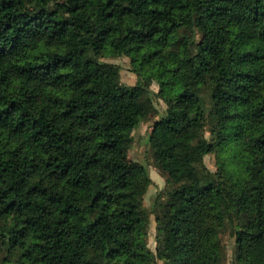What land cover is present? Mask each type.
<instances>
[{
    "label": "trees",
    "instance_id": "obj_1",
    "mask_svg": "<svg viewBox=\"0 0 264 264\" xmlns=\"http://www.w3.org/2000/svg\"><path fill=\"white\" fill-rule=\"evenodd\" d=\"M150 215L164 264H221L227 228L264 264V0H0V264H154Z\"/></svg>",
    "mask_w": 264,
    "mask_h": 264
},
{
    "label": "rangeland",
    "instance_id": "obj_2",
    "mask_svg": "<svg viewBox=\"0 0 264 264\" xmlns=\"http://www.w3.org/2000/svg\"><path fill=\"white\" fill-rule=\"evenodd\" d=\"M58 12L64 13L66 11V6L62 2H58L54 4ZM106 62L118 65L121 69V77L120 82L124 85H134L137 81L136 76L132 73L129 59L126 57H118V58H108L104 59ZM150 90L153 93H156L158 90V85L154 82L150 86ZM154 107L157 112L162 113L165 109V104L161 100H153ZM156 113L150 112L146 119H144L139 127L132 134V143L128 150H125L122 153V159L131 163L132 161H138L145 165L148 170V174L150 179L152 180V185L149 187L145 198H144V208L149 211L151 204L153 202L154 197L157 193L160 195H164L166 191V175L160 172L153 165V161L151 158V148L147 145L146 136L151 129V125L154 120H156ZM209 136V133H206ZM205 166L211 171L214 172L216 170L215 164V156L213 154H209L204 158ZM222 241V263L221 264H238L235 260V238L232 234L230 228H227L221 234ZM148 246L150 250L153 252L155 256L154 264H164V260L160 255L163 251V247L158 240V237L155 232V222L154 216L150 215L149 218V229H148Z\"/></svg>",
    "mask_w": 264,
    "mask_h": 264
}]
</instances>
